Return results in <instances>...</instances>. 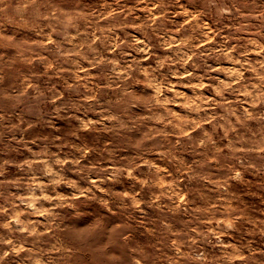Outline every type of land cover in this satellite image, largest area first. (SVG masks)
<instances>
[{"label":"rangeland","instance_id":"rangeland-1","mask_svg":"<svg viewBox=\"0 0 264 264\" xmlns=\"http://www.w3.org/2000/svg\"><path fill=\"white\" fill-rule=\"evenodd\" d=\"M0 264H264V0H0Z\"/></svg>","mask_w":264,"mask_h":264}]
</instances>
